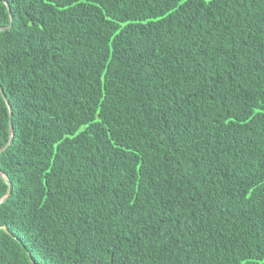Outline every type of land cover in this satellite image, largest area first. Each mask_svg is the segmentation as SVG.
I'll return each mask as SVG.
<instances>
[{"label": "trees", "instance_id": "trees-1", "mask_svg": "<svg viewBox=\"0 0 264 264\" xmlns=\"http://www.w3.org/2000/svg\"><path fill=\"white\" fill-rule=\"evenodd\" d=\"M9 123L0 264H264V0H0Z\"/></svg>", "mask_w": 264, "mask_h": 264}, {"label": "water", "instance_id": "water-1", "mask_svg": "<svg viewBox=\"0 0 264 264\" xmlns=\"http://www.w3.org/2000/svg\"><path fill=\"white\" fill-rule=\"evenodd\" d=\"M6 6H7L8 12H9V7H8L7 4H6ZM2 96L5 99V97H4L3 94H2ZM6 104H7V102H6ZM10 113H11V111L9 110V115H10ZM11 131H12V128H11V124L9 123V129H8V136H9V138H8V142L0 149V152L3 151L6 148V146L9 144V141L11 139ZM0 177L5 181V177H4V175L1 172H0ZM8 194H9V189L6 190L5 195L0 199V203L3 202L7 198Z\"/></svg>", "mask_w": 264, "mask_h": 264}]
</instances>
